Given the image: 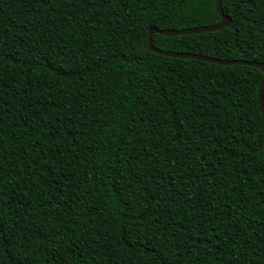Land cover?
<instances>
[{"label":"trees","instance_id":"trees-1","mask_svg":"<svg viewBox=\"0 0 264 264\" xmlns=\"http://www.w3.org/2000/svg\"><path fill=\"white\" fill-rule=\"evenodd\" d=\"M165 52L264 64V0ZM216 0H0V264H264V73L149 30Z\"/></svg>","mask_w":264,"mask_h":264},{"label":"water","instance_id":"water-1","mask_svg":"<svg viewBox=\"0 0 264 264\" xmlns=\"http://www.w3.org/2000/svg\"><path fill=\"white\" fill-rule=\"evenodd\" d=\"M216 7L217 11L221 16V23L215 26H209V27H200V28H192V29H186V30H159L157 28H151L149 30V49L152 53L158 54L160 56L164 57H170V58H179V59H195L198 61L223 65V66H249L254 67L259 70H261L264 73V64H260L258 62H247V61H228V60H218L213 58H208L205 56H199V55H193L188 53H176V52H165L163 50L157 49L153 44V38L155 35L159 34L162 36L167 37H177V36H186V35H195V34H203V33H209V32H216L219 30H222L224 28H227L231 25V19L227 17L222 9V0H216ZM259 110L262 114H264V80L261 84L260 91H259Z\"/></svg>","mask_w":264,"mask_h":264}]
</instances>
